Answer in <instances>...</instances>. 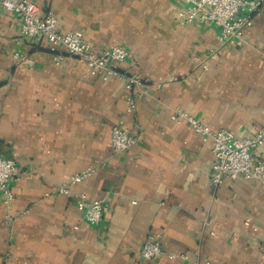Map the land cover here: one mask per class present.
<instances>
[{
	"label": "crops",
	"instance_id": "obj_1",
	"mask_svg": "<svg viewBox=\"0 0 264 264\" xmlns=\"http://www.w3.org/2000/svg\"><path fill=\"white\" fill-rule=\"evenodd\" d=\"M36 1L97 53L123 45L122 67L149 81L131 91L70 56L56 64L48 41L25 37L0 7V155L19 168L10 208L0 193V264H264V184L215 186L211 144L172 119L182 109L237 137L263 126L264 6L234 47L214 24L186 22L184 0ZM114 126L138 142L114 150ZM253 157L264 159V145ZM90 164L91 176L59 191ZM80 194L106 205L97 224L78 209ZM151 235L162 248L154 260L140 255Z\"/></svg>",
	"mask_w": 264,
	"mask_h": 264
},
{
	"label": "built area",
	"instance_id": "obj_2",
	"mask_svg": "<svg viewBox=\"0 0 264 264\" xmlns=\"http://www.w3.org/2000/svg\"><path fill=\"white\" fill-rule=\"evenodd\" d=\"M184 1L186 3V11L183 14V18L186 22L197 20L214 24L220 29V44L234 47H242L246 44V31L253 25L254 18L262 13L264 6V0ZM0 7L21 20V33L25 37H42L48 41V48L56 64H64L66 55L70 56L101 74L105 79L115 78L122 81L126 88L131 91L149 81L140 74L132 73L122 67L123 62L129 55L127 48L123 45L115 44L109 49L97 53L89 43L82 39L80 34L72 31H59L57 19L52 14L41 16L36 0H0ZM62 49H64V53L61 52ZM14 57L21 62H32L28 56L21 52H15ZM136 105L135 97L129 95L127 98V110L135 112ZM172 119L177 122L187 121L205 142L211 144L215 159L211 181L215 186H220L227 180H235L239 177L248 180H259L264 184V159H255L253 157V152L264 145V124L253 136L237 137L229 129L211 128L182 109H174ZM135 124L138 127L136 122ZM137 142L138 137L136 135L130 134L118 126L113 127L110 144L114 150H127ZM18 171L19 168L14 159L0 155V193L8 208L15 201L11 181ZM94 171V164H90L60 186L59 191L69 193L71 186L88 178ZM77 205L86 221L91 225L100 222L106 211V205L103 200H90L86 194L79 195ZM161 253L162 248L158 235L149 236L140 249L141 257L148 260L156 259ZM178 256L176 253L170 254L171 258ZM181 256L186 257L184 255ZM191 264L216 263L207 260Z\"/></svg>",
	"mask_w": 264,
	"mask_h": 264
},
{
	"label": "rangeland",
	"instance_id": "obj_3",
	"mask_svg": "<svg viewBox=\"0 0 264 264\" xmlns=\"http://www.w3.org/2000/svg\"><path fill=\"white\" fill-rule=\"evenodd\" d=\"M146 79V78H145Z\"/></svg>",
	"mask_w": 264,
	"mask_h": 264
}]
</instances>
